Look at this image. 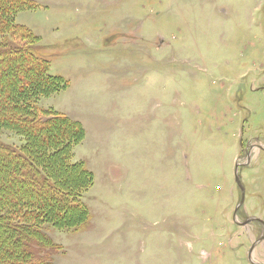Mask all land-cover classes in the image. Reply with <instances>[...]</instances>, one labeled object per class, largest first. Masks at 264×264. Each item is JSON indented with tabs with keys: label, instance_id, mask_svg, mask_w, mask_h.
Masks as SVG:
<instances>
[{
	"label": "rangeland",
	"instance_id": "rangeland-1",
	"mask_svg": "<svg viewBox=\"0 0 264 264\" xmlns=\"http://www.w3.org/2000/svg\"><path fill=\"white\" fill-rule=\"evenodd\" d=\"M32 1L15 22L69 81L38 104L80 122L94 176L54 264H264L240 225L264 222V0Z\"/></svg>",
	"mask_w": 264,
	"mask_h": 264
},
{
	"label": "trees",
	"instance_id": "trees-1",
	"mask_svg": "<svg viewBox=\"0 0 264 264\" xmlns=\"http://www.w3.org/2000/svg\"><path fill=\"white\" fill-rule=\"evenodd\" d=\"M32 0H0V264H54L62 251L51 228L76 232L90 220L83 201L93 173L73 150L85 138L80 122L39 106L64 91L69 81L49 73L39 38L15 22L34 9ZM19 139V140H20Z\"/></svg>",
	"mask_w": 264,
	"mask_h": 264
},
{
	"label": "water",
	"instance_id": "water-1",
	"mask_svg": "<svg viewBox=\"0 0 264 264\" xmlns=\"http://www.w3.org/2000/svg\"><path fill=\"white\" fill-rule=\"evenodd\" d=\"M238 168H239V166L236 165V166H235V171H234V179H235V183H236L237 187L239 188V190H240V192H241V199H240V203L238 204V206L236 207V209H235V211H234L233 219H235V215H236L237 209L243 204V202H244V198H245V189H244V186L242 185V182H241L240 177H239V175H238ZM250 220H257V221H259L260 223H262V225H264V222H263L262 220H260V219H256V218L248 219V220H246L244 223H242V224H240V225H244V224H246V223H247L248 221H250ZM263 239H264V235H262V236L260 237V239H259L256 243H258L259 241H261V240H263ZM256 243H255V244H256ZM255 244L252 245V248L255 246Z\"/></svg>",
	"mask_w": 264,
	"mask_h": 264
}]
</instances>
